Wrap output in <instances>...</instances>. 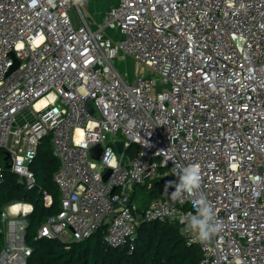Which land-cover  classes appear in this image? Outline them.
Segmentation results:
<instances>
[{"label": "built area", "instance_id": "1", "mask_svg": "<svg viewBox=\"0 0 264 264\" xmlns=\"http://www.w3.org/2000/svg\"><path fill=\"white\" fill-rule=\"evenodd\" d=\"M86 2L0 0V181L8 169L34 188L46 137L60 161V209L35 238L80 241L105 226L106 245L132 251L141 224L173 222L199 246V264H264V0H118L95 26ZM118 52L140 66L132 82L114 66ZM174 164H198L200 189L140 208L135 187L178 182ZM200 195L222 226L207 242L181 232ZM31 210L13 201L0 211V264L27 263Z\"/></svg>", "mask_w": 264, "mask_h": 264}, {"label": "trees", "instance_id": "2", "mask_svg": "<svg viewBox=\"0 0 264 264\" xmlns=\"http://www.w3.org/2000/svg\"><path fill=\"white\" fill-rule=\"evenodd\" d=\"M134 146L129 149L133 154ZM4 155L0 149V158ZM60 164L53 154L49 138L41 140L31 168L36 185L26 189L18 182V177L5 169L0 181V211L13 201L27 202L32 210L27 216L25 232L26 243L31 247L26 264H199L201 250L198 245H187L180 233V226L173 222H144L138 228L132 251L128 247H110L103 236L105 226L89 237L72 242H63L55 238H35L38 227L50 215L60 209V192L54 182L53 174ZM160 179H152L150 184L136 186L135 200L144 208L152 200L166 196L174 191ZM49 196L47 203L45 197ZM1 228V222H0ZM4 244V234L0 231V251Z\"/></svg>", "mask_w": 264, "mask_h": 264}, {"label": "clouds", "instance_id": "3", "mask_svg": "<svg viewBox=\"0 0 264 264\" xmlns=\"http://www.w3.org/2000/svg\"><path fill=\"white\" fill-rule=\"evenodd\" d=\"M32 6L38 3V0H30ZM79 143V142H77ZM103 161L110 168L118 167V160L111 149L106 150ZM173 175L178 176V182H168L165 185V194L168 187L174 186V191L170 194V199L173 201L179 200L185 193L194 195L201 187V169L198 164H190L181 166L174 164L172 169ZM193 208L195 213L189 212L185 214L182 221L184 227L182 233L193 235L201 242H207L212 236L221 230V224L216 219V212L207 198L200 195L193 200ZM171 215V213H169Z\"/></svg>", "mask_w": 264, "mask_h": 264}, {"label": "rangeland", "instance_id": "4", "mask_svg": "<svg viewBox=\"0 0 264 264\" xmlns=\"http://www.w3.org/2000/svg\"><path fill=\"white\" fill-rule=\"evenodd\" d=\"M117 3L118 0H87L84 7L86 9L85 12L87 14V17L89 16L93 26H95L96 24L103 21L107 7H109L110 5L115 6L117 5ZM107 33L113 35L115 33V30H107ZM114 38L116 39L117 37ZM112 61L118 72L126 77L129 82L133 81V77L135 76V74H139L140 66L137 67V63L135 62V60H133L129 55H123V53L118 52L116 58H113ZM142 73L144 75L149 74V76L154 77V75L150 74L149 70L146 68L142 69ZM156 78L159 77L156 76ZM23 116L28 120L32 119V116L29 114V112L24 113ZM137 192H139L138 189L135 195H137ZM135 195L133 198L134 201H136ZM141 200L142 199L139 198V202Z\"/></svg>", "mask_w": 264, "mask_h": 264}, {"label": "water", "instance_id": "5", "mask_svg": "<svg viewBox=\"0 0 264 264\" xmlns=\"http://www.w3.org/2000/svg\"><path fill=\"white\" fill-rule=\"evenodd\" d=\"M17 62L11 67L12 68H15V66H17ZM85 105L87 107V109L89 110V112H97V109L93 103V100L90 99V98H87L86 101H85ZM111 145L114 146L117 150V152H121L122 151V142L121 141H114V142H111ZM90 152H91V155L94 159L98 160L99 157H100V152H101V145L100 144H97L95 146H93L91 149H90ZM152 160H160L159 157H153ZM111 173V169L108 168L105 173L103 174V179L105 180L109 174ZM160 182H164V183H168V182H174V179L170 176H165L163 178H161L159 180ZM19 183H22V180L19 179L18 180Z\"/></svg>", "mask_w": 264, "mask_h": 264}, {"label": "bare ground", "instance_id": "6", "mask_svg": "<svg viewBox=\"0 0 264 264\" xmlns=\"http://www.w3.org/2000/svg\"><path fill=\"white\" fill-rule=\"evenodd\" d=\"M40 102H42V100H41ZM80 131H81V130H77V136H79V135H80ZM24 207H25V209H26L25 211H27V209H28V206H27V205H25ZM15 208H17V206H16V205L14 206V209H15Z\"/></svg>", "mask_w": 264, "mask_h": 264}, {"label": "crops", "instance_id": "7", "mask_svg": "<svg viewBox=\"0 0 264 264\" xmlns=\"http://www.w3.org/2000/svg\"><path fill=\"white\" fill-rule=\"evenodd\" d=\"M108 8V7H107ZM107 10V9H106ZM98 23V22H97ZM93 25V24H92Z\"/></svg>", "mask_w": 264, "mask_h": 264}]
</instances>
